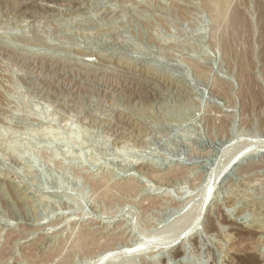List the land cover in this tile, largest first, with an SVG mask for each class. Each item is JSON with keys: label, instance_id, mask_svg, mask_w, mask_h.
<instances>
[{"label": "rangeland", "instance_id": "374dc122", "mask_svg": "<svg viewBox=\"0 0 264 264\" xmlns=\"http://www.w3.org/2000/svg\"><path fill=\"white\" fill-rule=\"evenodd\" d=\"M262 7L0 0V264H264Z\"/></svg>", "mask_w": 264, "mask_h": 264}, {"label": "bare ground", "instance_id": "6f19581e", "mask_svg": "<svg viewBox=\"0 0 264 264\" xmlns=\"http://www.w3.org/2000/svg\"><path fill=\"white\" fill-rule=\"evenodd\" d=\"M50 2H53V0H49ZM55 2V1H54ZM227 2V1H226ZM225 2V3H226ZM217 6V5H216ZM215 7V6H214ZM221 7V6H220ZM211 8V7H210ZM213 10V9H212ZM224 10V9H223ZM222 10V11H223ZM219 12H221V10L219 11ZM241 11H238V10H234L233 11V14H232V19H231V22H232V26L230 25V27H233L234 28V34H233V36H235V33H237L238 31H241V29L242 28H244V27H246L247 26V23L248 22H246L247 20L243 17V15L240 13ZM214 15V14H213ZM220 15V14H219ZM218 16V15H217ZM221 16H222V14H221ZM220 16V17H221ZM224 17V16H223ZM262 21H263V25H264V7H262ZM216 18V17H215ZM217 18H219V16L217 17ZM224 19V18H223ZM227 20V19H226ZM220 22V21H219ZM218 22V23H219ZM228 24V23H227ZM249 26V25H248ZM229 28V27H228ZM227 28V29H228ZM248 28V27H247ZM225 29H226V26H225ZM232 31H233V29H231ZM244 30V29H243ZM241 31L242 33L244 32V31ZM247 30H249V28L247 29ZM227 31V30H226ZM230 32V31H229ZM227 33V32H226ZM232 33V32H231ZM228 34V33H227ZM226 34V35H227ZM229 35V34H228ZM232 36V35H231ZM238 36V35H237ZM236 36V37H237ZM228 37H230V35L228 36ZM243 37V36H242ZM234 38V37H233ZM239 38V37H238ZM241 38V37H240ZM230 39V38H229ZM244 39V38H243ZM226 41H227V39H225ZM242 40V39H241ZM240 40V41H241ZM238 41V40H237ZM233 42V41H232ZM234 43V42H233ZM232 43V44H233ZM237 44V43H236ZM227 45L225 44V47H226ZM234 46V45H233ZM233 47H231V49H232ZM229 49V48H228ZM244 81V80H243ZM251 86V85H250ZM253 88V87H252ZM254 89V88H253ZM252 89V90H253ZM250 91H251V87H250V89H249ZM249 90H248V92H249ZM256 92V91H255ZM252 94V93H251ZM255 94H257V93H255ZM254 95V94H253ZM235 160V159H234ZM257 165V164H256ZM215 173V172H214ZM217 174V173H216ZM212 182V181H211ZM215 184V183H214ZM214 225V224H213ZM258 228V227H257ZM254 230V229H253ZM186 235V234H185ZM183 236H181V237H178L177 239H175L174 241H172V244H171V247H177L181 242H183V241H181L180 240V238H182ZM185 238V237H184ZM253 238V237H252ZM186 239V238H185ZM84 243V242H83ZM82 245H85V244H82ZM169 245V244H168ZM127 246V245H126ZM83 247V246H82ZM88 248V247H87ZM109 248V247H108ZM178 248V247H177ZM176 248V249H177ZM175 249V248H174ZM235 249V248H234ZM231 250V249H230ZM112 251V250H111ZM116 251V250H115ZM114 251V252H115ZM118 251V250H117ZM232 251H233V249H232ZM231 251V252H232ZM103 253V252H102ZM175 253V252H174ZM234 255V254H233ZM254 257V256H253ZM241 258V257H240ZM249 258V257H248ZM256 258V257H255ZM233 259V258H232ZM247 259V258H246ZM251 260V257H250V259L248 260V261H245V260H241L242 261V264H254L255 262H253V258H252V261H250ZM240 261V260H239ZM236 262V261H235ZM260 262V261H259ZM241 264V263H240ZM259 264V263H258Z\"/></svg>", "mask_w": 264, "mask_h": 264}]
</instances>
